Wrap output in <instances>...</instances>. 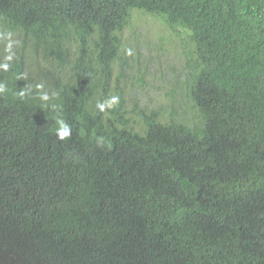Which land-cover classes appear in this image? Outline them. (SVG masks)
<instances>
[{
    "label": "trees",
    "instance_id": "16d2710c",
    "mask_svg": "<svg viewBox=\"0 0 264 264\" xmlns=\"http://www.w3.org/2000/svg\"><path fill=\"white\" fill-rule=\"evenodd\" d=\"M135 11L184 114L112 91ZM0 264H264V0H0Z\"/></svg>",
    "mask_w": 264,
    "mask_h": 264
},
{
    "label": "rangeland",
    "instance_id": "374dc122",
    "mask_svg": "<svg viewBox=\"0 0 264 264\" xmlns=\"http://www.w3.org/2000/svg\"><path fill=\"white\" fill-rule=\"evenodd\" d=\"M122 40L112 91L120 92L125 99L131 122L138 124L137 106L157 107L164 113L175 107L184 114L185 72L190 59L184 35L173 32L159 18L135 11Z\"/></svg>",
    "mask_w": 264,
    "mask_h": 264
},
{
    "label": "bare ground",
    "instance_id": "6f19581e",
    "mask_svg": "<svg viewBox=\"0 0 264 264\" xmlns=\"http://www.w3.org/2000/svg\"><path fill=\"white\" fill-rule=\"evenodd\" d=\"M55 121V120H54Z\"/></svg>",
    "mask_w": 264,
    "mask_h": 264
}]
</instances>
